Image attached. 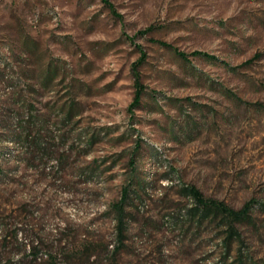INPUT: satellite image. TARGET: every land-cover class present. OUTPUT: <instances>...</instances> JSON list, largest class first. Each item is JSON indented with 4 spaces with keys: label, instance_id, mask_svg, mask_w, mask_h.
Here are the masks:
<instances>
[{
    "label": "rangeland",
    "instance_id": "rangeland-1",
    "mask_svg": "<svg viewBox=\"0 0 264 264\" xmlns=\"http://www.w3.org/2000/svg\"><path fill=\"white\" fill-rule=\"evenodd\" d=\"M109 1L121 18L101 0H0L5 233L25 222L77 245L70 264H264V0ZM195 50L216 60L177 55ZM28 114L43 145L26 153L12 137ZM133 173L120 238L109 206ZM186 185L253 200L250 219L226 241L219 218L188 211Z\"/></svg>",
    "mask_w": 264,
    "mask_h": 264
},
{
    "label": "trees",
    "instance_id": "trees-1",
    "mask_svg": "<svg viewBox=\"0 0 264 264\" xmlns=\"http://www.w3.org/2000/svg\"><path fill=\"white\" fill-rule=\"evenodd\" d=\"M105 6L108 7L112 15L117 18H121L120 14L116 12L113 4L109 0H101ZM151 29L148 26L145 29L139 30L137 34L147 33ZM163 46H168L164 42H159ZM183 59H187L188 55L201 56L208 60H216V57L206 52L195 50L190 54L184 52H177ZM144 52H141L139 59L131 66V73L133 78L134 92L131 102L129 103L127 110L130 115L141 104V98L144 93V85L140 81L138 66L144 59ZM38 116L28 114L26 120L20 121L17 132L12 139L24 148L27 152L34 150L35 146L41 147V138H39V132L32 134L33 127L38 122ZM92 140V138H91ZM133 165V160H129ZM134 171V166L131 168ZM0 174L5 176L3 170L0 169ZM138 184L139 181L135 179L134 173L121 188V194L117 201L110 204L109 208L114 213L115 226L120 238L123 235V231L126 227V211L125 208L129 203L132 193H136L134 184ZM181 194L192 200L193 205L188 209L198 222H203L207 219L219 218L221 224L227 229L226 241H228L233 234L235 223L245 222L250 219V209L253 206V200L244 203L239 209H234L227 206L224 202L207 198L192 185L182 186L180 188ZM264 206V204H263ZM25 223V222H24ZM23 223V224H24ZM22 222H15L11 228V232L5 233L8 230V224H0V244L7 254L0 257V264H70L71 260L80 254V247L73 245L71 247L62 243V240H51L47 242L46 236H39L38 239L30 237L31 230L27 227H23ZM45 251V258L41 256V251ZM239 264H243L242 260Z\"/></svg>",
    "mask_w": 264,
    "mask_h": 264
}]
</instances>
